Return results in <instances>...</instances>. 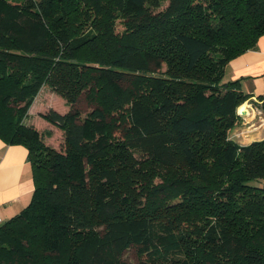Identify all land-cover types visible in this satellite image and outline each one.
I'll return each mask as SVG.
<instances>
[{
    "label": "trees",
    "instance_id": "1",
    "mask_svg": "<svg viewBox=\"0 0 264 264\" xmlns=\"http://www.w3.org/2000/svg\"><path fill=\"white\" fill-rule=\"evenodd\" d=\"M158 7L0 0V139L27 149L34 183L0 223V264H264V140L229 137L250 96L224 81L264 0ZM44 86L69 106L42 115L62 151L23 123Z\"/></svg>",
    "mask_w": 264,
    "mask_h": 264
},
{
    "label": "crops",
    "instance_id": "2",
    "mask_svg": "<svg viewBox=\"0 0 264 264\" xmlns=\"http://www.w3.org/2000/svg\"><path fill=\"white\" fill-rule=\"evenodd\" d=\"M240 80L241 89L250 97L242 105L246 115L230 131L239 146L264 140V34L255 47L232 59L225 67L224 81ZM241 105V106H242ZM239 106L236 110L241 112ZM31 109V108H30ZM260 112L261 114H259ZM264 186V182H263ZM34 190L28 151L22 145H10L0 139V218L5 222L18 214L30 201Z\"/></svg>",
    "mask_w": 264,
    "mask_h": 264
},
{
    "label": "rangeland",
    "instance_id": "3",
    "mask_svg": "<svg viewBox=\"0 0 264 264\" xmlns=\"http://www.w3.org/2000/svg\"><path fill=\"white\" fill-rule=\"evenodd\" d=\"M167 3L168 0H159V7L156 11L163 9ZM118 29L120 30L121 27L118 26ZM30 108L27 117L24 119V125L37 130L45 145L58 151H62L64 146L63 131L56 125L46 121L42 115L50 110H54L61 114L67 112L69 106L66 104L65 100L55 94L50 88L44 86L34 98ZM76 108L82 112L83 116L89 111L90 108L85 101L84 95L78 99ZM122 259L125 262L136 263L137 255L135 249L129 248L125 250L122 254Z\"/></svg>",
    "mask_w": 264,
    "mask_h": 264
},
{
    "label": "water",
    "instance_id": "4",
    "mask_svg": "<svg viewBox=\"0 0 264 264\" xmlns=\"http://www.w3.org/2000/svg\"><path fill=\"white\" fill-rule=\"evenodd\" d=\"M238 115H239L240 117H243V116L246 115V112H238Z\"/></svg>",
    "mask_w": 264,
    "mask_h": 264
},
{
    "label": "built area",
    "instance_id": "5",
    "mask_svg": "<svg viewBox=\"0 0 264 264\" xmlns=\"http://www.w3.org/2000/svg\"><path fill=\"white\" fill-rule=\"evenodd\" d=\"M257 103H259L260 105H262V101L257 99ZM259 114H261L260 112H258ZM0 223H1V218H0Z\"/></svg>",
    "mask_w": 264,
    "mask_h": 264
},
{
    "label": "bare ground",
    "instance_id": "6",
    "mask_svg": "<svg viewBox=\"0 0 264 264\" xmlns=\"http://www.w3.org/2000/svg\"><path fill=\"white\" fill-rule=\"evenodd\" d=\"M245 107V105H242L241 107H240V110H243V108ZM245 110H243V111H241V112H244Z\"/></svg>",
    "mask_w": 264,
    "mask_h": 264
}]
</instances>
